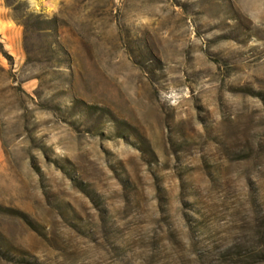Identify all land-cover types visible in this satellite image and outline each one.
<instances>
[{"label":"rangeland","instance_id":"1","mask_svg":"<svg viewBox=\"0 0 264 264\" xmlns=\"http://www.w3.org/2000/svg\"><path fill=\"white\" fill-rule=\"evenodd\" d=\"M0 264H264V0H0Z\"/></svg>","mask_w":264,"mask_h":264},{"label":"trees","instance_id":"2","mask_svg":"<svg viewBox=\"0 0 264 264\" xmlns=\"http://www.w3.org/2000/svg\"><path fill=\"white\" fill-rule=\"evenodd\" d=\"M35 17H38V20H41V16H35ZM19 21L21 22V24L24 26L25 28V38L28 37V33H29V30H30V26L29 24L21 17H18Z\"/></svg>","mask_w":264,"mask_h":264}]
</instances>
